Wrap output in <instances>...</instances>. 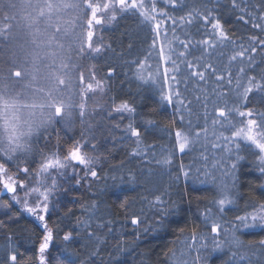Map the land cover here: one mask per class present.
<instances>
[{"label":"snow or ice","instance_id":"obj_1","mask_svg":"<svg viewBox=\"0 0 264 264\" xmlns=\"http://www.w3.org/2000/svg\"><path fill=\"white\" fill-rule=\"evenodd\" d=\"M158 4L159 0H9L7 8L17 11L13 15L6 11L0 21V232L10 229L23 213H27L39 222L43 234L36 254L26 255L21 251L19 241L14 235L5 233L4 243L0 245V264H50L49 248L54 240V229L49 227L47 217L55 210L51 198L54 191L61 187L60 180L65 182L73 180L77 186L87 184L91 188L90 179H104L100 175V166L106 157L101 152V141L96 135L97 130L103 134L104 120L112 121L118 117L122 122L126 118L129 119V123L122 131L125 135L130 134L129 138H136L132 141L134 147L130 156L140 157L154 150L153 145H144V136L148 128L156 126V121L145 119L143 123L147 127L143 131L139 127H134L132 121L137 112L136 107L127 100L117 103L116 98L109 95L107 82L115 75V68L108 67L105 74L103 67L98 68L95 63L85 66L80 61L97 59L105 47L111 48V45L105 46L102 43V38L100 42L94 43L93 25L111 23L119 14L130 11L138 14L141 23L149 25L154 33L150 48L155 49L157 40L162 35L164 20H171L174 25L177 23V17L171 15L167 8L187 7L185 0H163L164 7H159ZM200 7L203 8V12L192 7L186 15L178 19L182 26H191L197 19H201L205 25L211 24V36L196 41L197 45L204 46L202 51L208 52L209 49H216L228 43L234 49H239L228 57L229 65L238 58L242 64L245 57L247 59L246 67L240 66L235 78L231 71L227 72L226 81L223 74L217 75V69L213 64L202 65L205 71L211 70L218 87H223L225 82L229 86L235 84V89L229 88L216 93L217 98L223 101L224 107L214 109L216 118L212 120L214 126L219 125L224 129L218 132L213 128L216 140H223L224 150L235 156V161L230 162V168L225 173L231 183L221 181L217 185L218 196L214 198L213 205L220 215L213 219L212 209L207 208L204 219L205 222L211 221L210 232L215 234L212 236L213 250L221 248L217 241L221 231L230 246L239 248L242 242L236 235L237 232L257 227L264 229V199L254 197L245 205L243 214L235 215L234 220L229 222V228H222L218 221L226 212L236 210L230 206L236 204V193L232 190L237 188L236 171L240 161L252 157L250 163L261 178V183L257 187L264 189V111L251 107L241 110L251 102L250 94L254 91L260 93L259 102L264 103V68H260L258 76L246 74V69L258 67L257 53L261 54L259 63L264 64V0H259L255 6L260 10L258 16H254L252 12H248L251 19L246 20L243 15L239 16L245 24L251 23L253 29H259L260 34L246 37L247 47L244 43L238 44L219 19H209L212 11L207 8V4ZM248 7L251 5L246 4L242 7L238 0H231L233 10L244 12ZM84 20L87 25L86 31L82 22ZM77 28L80 30L77 31ZM172 31L174 33L175 28ZM163 36L167 39L166 29ZM179 43L186 51L179 52L177 59L192 70L184 79L196 77L199 81L206 82L205 71L199 70L201 65L196 61L183 59L192 46V41L180 40ZM157 54L159 61L165 65L163 73L161 74L157 67L155 74L149 71L147 77L142 71L136 73V79L145 84L150 82L156 85L162 75L163 82L159 89L161 101L173 106L178 113L182 108L191 112L188 108L191 101L186 104L181 91L175 86L181 83V80L175 74L180 72V67L177 59H173L176 53L172 42L169 41L167 45L161 42ZM133 63L144 69L147 58ZM169 63L171 67H167ZM213 91L215 92V89ZM232 91H235L236 99L229 107L228 97ZM196 99L199 101L201 97L197 96ZM203 99L206 108L207 95H204ZM233 113L245 119L233 123L230 119V114ZM96 117H100V120L95 121ZM183 120L184 116L180 115V121ZM120 122L111 124L108 131L120 129ZM78 123L81 125L78 137L73 134L63 139L57 134L56 142L54 144L51 142L49 128L55 130L54 125H60L67 135L68 132H73ZM168 128H171V125L167 126L166 130ZM225 131H230L231 134L225 135ZM201 132L207 134L208 129L204 127L194 130L191 121L187 127H176L174 148L183 153L200 137ZM120 139L123 140L124 137ZM237 140L244 141L245 146L237 143ZM233 143L235 151L227 146ZM212 147L218 148L220 144L213 142ZM171 156L172 153H168L163 159L157 160V163L170 165ZM124 167L121 162L111 170L122 171ZM181 173L185 179L190 177V171H185L184 165H181L175 176L176 180L180 179ZM112 178L116 179L115 176ZM121 179L123 180V177ZM129 179L130 182H135L137 178L130 174ZM64 192L67 193L68 189H64ZM145 192L153 196V200H148V195L142 196L141 199L147 201L156 213L161 215V219L168 215L169 202L162 199V195H156L152 188L145 187ZM4 196L7 198L4 199ZM261 196H264V192ZM126 205L127 201L120 207L125 208ZM175 206L176 202H172V207ZM97 209L96 203L81 205V214L85 218H77V227L74 231L76 237L85 240L83 250L73 249L60 264H77V261L79 264H95L94 258L106 247V240H102L98 233L104 228H107L108 233L113 232L108 226L110 222H101L93 226L91 220ZM65 215L67 216V213ZM130 222L139 227L143 220L140 216L133 215ZM180 231L183 233L184 229ZM199 238L203 240L206 237L201 234ZM74 240L73 230L65 232L62 241L66 247L62 251L68 252L69 242ZM191 240L193 243L188 245L189 248L193 247L197 240L195 230L192 231ZM259 244L264 246V239L260 240ZM200 247L207 248L208 245L201 244ZM115 248L122 251V241H118ZM169 253L175 255L172 249H169ZM232 255L235 256L236 252ZM203 259L197 248L193 264H201ZM184 264H187V261Z\"/></svg>","mask_w":264,"mask_h":264},{"label":"trees","instance_id":"obj_2","mask_svg":"<svg viewBox=\"0 0 264 264\" xmlns=\"http://www.w3.org/2000/svg\"><path fill=\"white\" fill-rule=\"evenodd\" d=\"M8 3L9 0H0V21H2L6 11L9 15H13L17 11L8 9ZM185 3L187 7L183 9L179 7L176 9L167 8L171 15L177 17V23L174 25L171 20L165 19L161 29L162 35L159 39L168 43L173 38L171 30L175 28L176 34L181 36L180 40L192 41V46L187 50V55L183 59L196 61L201 65L200 71H205L202 67L203 64H213L217 69V75L223 74L225 81L227 80L228 71H231L233 78H235L238 68L240 66L246 67L247 64L245 57L243 64L238 58L237 61H233L229 65L228 57L239 49H234L231 44L226 43L216 49L203 52L204 46L197 45L196 41L211 36V24L205 25L201 19H197L191 26H182V22L178 18L186 15L192 7H196L203 12V8L200 6L207 4V8L212 11V16L209 19H219L225 30L233 36V39L238 44L244 43L247 47L246 37L252 34H260L259 29H253L251 23L245 24L239 19V16L243 15L246 20L251 19L248 12L258 16L260 10L255 6L259 3V0H238L242 7L246 4L251 5L244 12H240L238 9L233 10L231 0H185ZM158 6L164 7L162 0H159ZM70 15H75V13H70ZM82 22L86 31V20ZM197 28L199 31H197ZM165 29L167 30V39L163 36ZM79 30L77 28V31ZM153 37L154 33L150 30L149 25L141 23L138 14L132 11L122 13L118 15L115 21L109 23L101 36L102 43L105 46L111 45V48L105 47L97 59L80 61L85 66L95 63L98 68L103 67L105 74L108 67L115 68V75L107 82L110 89L109 95L114 96L117 103L127 100L136 107L137 112L132 121L134 127H139L143 131L147 127L143 123L145 119L156 121V126L148 128L144 136V145H153L154 150L146 152L140 157L130 156L129 154L134 147L132 141L136 138H129L130 134L125 135L122 131L125 125L129 123V119L126 118L120 122L117 117L112 121H103L105 125L103 134L100 130H97L96 135L97 139L101 141V152L106 157L105 162L100 166V175L104 179H90L91 188L87 184L77 186L75 181L68 180L63 183L60 182L61 187L54 191L53 203L55 210L47 217L49 227L54 229V240L49 248L50 264H60L73 249L83 250L85 240L76 237L74 229L77 227V218H85L81 214V205H92L93 203L98 204V209L91 220L93 226L101 222H110L108 226L113 229L112 233H108L107 228L100 230L98 233L102 240H106V247L94 258L95 264H184L185 261H187V264H193L197 249L196 251L193 249L195 246L188 247L189 244L193 243L191 240L193 230L197 233L195 244H199L197 241H201L199 237L204 234L206 238L202 240L204 242L202 244L208 245L207 248L199 247L200 254L204 257L201 264L204 262L206 264H264V246L259 244V241L264 239V229L259 227L242 229L236 233L242 242V246L239 248L227 245L224 250L216 253L208 249L212 248L211 244H213V240L209 238V235L213 236L215 234L210 232L211 221L205 222L204 214L207 208H211L213 219L220 215L213 205L214 198L218 196L216 178L219 175L223 176L228 171V162L230 159L232 160L234 155L223 151L221 157L226 160H221L219 165L214 164L210 168L205 165V157L210 160L215 159L217 150L212 147L214 140L220 146H223V149L225 142L223 140L217 141L212 133L213 136L202 134L203 137L196 139L183 153L174 148V131L176 127H187L188 122L191 121L192 128L196 129L198 125L194 127L192 124L195 121H201V117L203 119L207 117L206 120L208 121L210 118H216L214 109L224 107L223 101L217 98L216 93L226 91L229 88L235 89V84L229 86L225 82L223 87H218V82L210 69L205 71L206 82L199 81L196 77L185 80L184 78L192 70L188 69L183 63L180 66V72L175 73L181 83L175 86L181 91L186 104L191 101V104L188 105L191 112L183 108L181 112H176L173 106L160 99L159 89L163 82L162 75L158 78L156 85L150 82L145 84L136 79V73L142 71L147 77L149 71L155 74L157 67H159L161 74L163 73L157 54L159 39L156 48H150ZM172 47L176 53L173 59H177V55L181 52L183 46L179 42L175 44L172 41ZM55 50L53 46V51ZM149 52H151L150 56ZM200 57L203 58L198 60L197 58ZM260 57L261 54L257 53L258 67L246 69L247 75L258 76L260 68H264V64L259 63ZM145 58H147V63L144 69H140L137 64L133 63V61L145 60ZM177 63H181V60L177 59ZM167 67H171V63ZM245 82L242 81V83ZM204 95L208 97L206 108L204 106ZM195 96H200L201 99L198 101ZM259 96L260 93L255 91L251 93V102L242 107L241 110H244L245 107H251L264 111V103L259 102ZM235 99V91L230 92L228 97L229 107L232 106ZM180 115L184 116L183 122L180 121ZM230 119L233 123H237L245 118L233 113L230 114ZM99 120L100 117L95 118V121ZM116 122L121 123V128L109 132L108 128ZM209 124L211 125V122ZM169 125H171V128L166 130ZM54 129L49 128L53 144L56 142L57 134L63 139H67L68 136L73 134L78 137L81 125L78 123L73 132H68L67 135L60 125H54ZM219 131H224V129ZM170 132L173 134L170 135ZM122 136L124 137L123 140L120 139ZM112 137L116 139L113 140ZM236 142L245 146V143L239 140ZM227 146L235 151L234 143ZM168 153H172V163L170 165L158 164L157 160L163 159ZM241 154L246 155V153ZM251 160L252 157L249 156L246 160L238 163L236 171L238 177L237 188L232 190L236 193V204L230 206L236 210L226 212L219 219L218 222L222 225V228H229V222L234 220L235 215L243 214L245 205L252 201L254 197L264 199V196H261L264 189L257 187L261 183L260 174L253 168L250 163ZM121 162L125 165L122 171L111 170L119 166ZM181 165H184L185 171H190V177L185 179L181 173L180 179L176 180L175 176ZM130 174L136 176L135 182H130ZM113 176L116 179H113ZM121 177H123V180ZM227 183H231V180H227ZM145 187L152 188L156 195H162V199L169 202L170 211L163 219L147 201L141 199L142 196L148 195L145 192ZM64 189H68V192L65 193ZM3 198L6 199L7 196ZM148 200H153V196L148 195ZM125 201H127L126 207L121 208L120 205ZM172 202H176L177 206L172 207ZM65 213H67V216ZM133 215L140 216L143 220L139 227L131 224L130 221ZM145 229L149 230L145 231ZM180 229H184V232L181 233ZM70 230H73L75 240L69 242L68 252H64L62 249L66 245L62 241V237L65 232ZM5 233L14 235V238L19 241L21 251H24L26 255H35L42 239L43 228L33 217L22 214L17 223L10 226V229L0 232V245L4 243L3 235ZM223 237L224 233L221 231V235L217 238L222 239ZM118 241L123 243L122 251H117L115 248ZM169 249H172L175 255L169 253ZM233 252H236L235 256L232 255ZM77 264H79V261H77Z\"/></svg>","mask_w":264,"mask_h":264},{"label":"rangeland","instance_id":"obj_3","mask_svg":"<svg viewBox=\"0 0 264 264\" xmlns=\"http://www.w3.org/2000/svg\"><path fill=\"white\" fill-rule=\"evenodd\" d=\"M163 1V0H162ZM109 25V23H107V22H105L104 24H101V25H93V31H94V33H95V35H94V37H93V41H94V43L95 42H100L101 41V36H102V33H103V30L107 27ZM171 33H172V35H173V38L170 40L171 42L172 41H174V43L175 44H178V42L180 41V38H181V36H179V35H177L176 34V31L173 33V31L171 30ZM174 37H178V39H174ZM159 42L161 43V42H163L165 45H167V43H165L164 41H161V39H159ZM160 43H159V45H158V48H159V46H160ZM184 51L185 49H183V47H181V51ZM166 51H167V48H166ZM93 55H95V54H93ZM161 63V67H162V69L165 67V65L162 63V62H160ZM183 63L181 62V63H179V67L182 65ZM183 65H185V64H183ZM241 91H242V89H241ZM196 97V96H195ZM97 99H98V97H97ZM89 104H90V106H91V102H89ZM205 117V116H204ZM212 118H210L209 119V121L208 120H206V119H203V117H201V121H195V123H193L192 125L195 127L196 125H198V127L195 129L194 128V130H199L200 128H204V127H206L207 129H208V132H207V134H205L204 132H201V134H200V137L198 138V139H200L201 137H203L202 136V134H204V135H210V136H213L212 134H213V128H215L217 131H219L220 129H219V127L220 126H218V125H213L212 124ZM209 122H211V125L209 124L208 125V123ZM226 132V131H225ZM212 133V134H211ZM231 134V132L230 131H227L226 133H225V135H230ZM198 141H200V140H198ZM239 141H241V142H243V143H245L244 141H242V140H239ZM213 142H215L216 143V141L214 140ZM201 148V147H200ZM214 150H217L216 151V157H215V159H209L208 157H205V160H206V163H205V165H207V166H209V168L211 167V166H213L214 164L216 165H219V161H221V160H226V159H222V155H223V151H225L224 149H223V146H220V147H218V148H214ZM235 161V156H232V160L230 159L229 160V162H228V167L230 168V162H234ZM212 173V172H211ZM223 176H225V177H223ZM219 175L217 178H216V182H217V185L221 182V181H224L225 183H227V180H230V178L229 177H227L225 174L224 175ZM60 182L61 183H63L64 182V180H60ZM55 191H57V190H55ZM53 196H54V193H53ZM52 196V198H51V201H52V204L54 205V203H53V201H54V197ZM23 214H25L26 216H28V217H32V216H29L27 213H23ZM34 218V217H33ZM35 219V218H34ZM242 230V229H241ZM240 230V231H241ZM243 230H245V229H243ZM209 238L210 239H212V236L211 235H209ZM200 241V240H199ZM199 241H197L199 244H195V245H193V246H195V247H193V249L196 251V249L197 248H199L200 247V245L202 244V243H204V242H202V240L199 242ZM212 241V240H211ZM217 241L221 244V248L220 249H218V250H213V244H211V246H212V248H208V249H210L212 252H220V251H222V250H224L225 248H226V246L228 245V246H230L228 243H227V241H226V239H225V235H224V237L222 238V239H220V238H217ZM203 264H206L205 262L203 263Z\"/></svg>","mask_w":264,"mask_h":264}]
</instances>
